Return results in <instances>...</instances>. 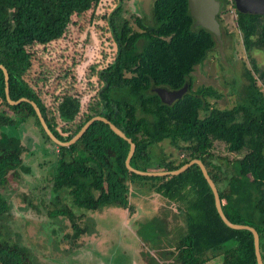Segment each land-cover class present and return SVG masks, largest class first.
<instances>
[{"label":"trees","instance_id":"16d2710c","mask_svg":"<svg viewBox=\"0 0 264 264\" xmlns=\"http://www.w3.org/2000/svg\"><path fill=\"white\" fill-rule=\"evenodd\" d=\"M103 1L0 0V64L10 74L11 98L35 101L50 129L64 141L91 118H108L135 142L131 165L140 170L151 171L157 157L156 171L203 160L218 185L227 217L258 230L264 260V86L260 83L264 69L252 57L254 50L264 51V15L237 11L240 43L250 63L245 60L246 81L237 89V103L219 108L210 101L222 97L218 89L193 88L195 67L219 42L210 30L195 28L188 0H154L150 15L136 8L134 25L122 14L123 0ZM223 1L224 9L217 15L220 24L230 3ZM186 84L188 92L173 104L164 103L155 90ZM5 87L0 69V186L7 183L11 171L28 170L22 158L26 146L17 133L21 123L32 118L57 150L55 192L73 194L80 207L92 211L116 205L134 212L128 195L138 183L167 202L174 201L181 212L185 222L179 242L181 264H208L218 258L221 264H258L253 233L224 223L197 164L176 176L134 173L126 166L130 143L101 120L75 144L59 146L45 132L33 105L28 101L11 105ZM202 111L206 114L200 117ZM212 136L236 154L226 165L228 169L232 164L233 173L215 161ZM165 141L183 154L179 162L163 151L155 154V147ZM59 213L71 218L73 240L87 232L88 228H79L69 207ZM9 218V202L0 192V264H35L28 248L4 236L2 228Z\"/></svg>","mask_w":264,"mask_h":264},{"label":"rangeland","instance_id":"374dc122","mask_svg":"<svg viewBox=\"0 0 264 264\" xmlns=\"http://www.w3.org/2000/svg\"><path fill=\"white\" fill-rule=\"evenodd\" d=\"M103 2H105L104 4L111 3L110 0H106ZM135 2L136 0H123V7H122V14L125 15V17H127L128 21L132 25H134L132 13L136 12ZM228 6L227 9L221 13V21H222L221 27H222V35L224 39L225 62H223L221 59V54L219 52L218 49L219 45H218L217 49L214 50L202 64H199L195 67V70L193 71L192 74L194 78V85H193L194 89L203 85H212L216 89H218L219 92L222 93V97L210 99L212 105L217 106L219 108H231L237 103L238 101L237 89H240V86L246 81L245 78L243 77L245 60L248 63H250V57L248 56V52L244 50L242 44L240 43L241 32L236 20L237 16H235V13H232L235 10V8L230 3ZM138 11L139 10H137V12ZM135 27L137 28L136 25ZM88 36L90 37L88 38L87 42L90 43L91 33ZM123 41L125 43L126 40L123 39ZM126 45H128L127 41H126ZM252 57H254L257 63L259 64V66L262 69H264V51L254 50L252 53ZM234 81H237V83H235ZM83 83L84 85L82 86H86V82ZM260 83L263 84L264 86L262 80H260ZM205 114L206 113L202 111L199 114V116L203 117L205 116ZM20 126L24 127L23 129L26 131L25 134H31L32 137L33 135L39 137L41 143L37 142L34 148H32L30 145H27L25 150V155H27V159H29L30 165L32 164V167H34L35 173L33 175L30 174V177H28L25 175L23 176V174L26 173L27 175V173L29 172L19 170L17 172V174L19 173V176L15 177L13 174H10L5 187L0 186V190H2L3 194L7 195L8 198H10L11 202L16 201L15 207L12 209L10 216L11 223H9L8 221L6 223L7 226L5 227L3 226L2 230L6 234L4 236L7 237L13 233L12 234L13 242H18V244L24 247H26L25 245H27L28 248L30 247V250L35 251L34 252L35 254L33 253L37 257V260L36 257L35 259L33 257L35 264H53L52 260L55 262V258L58 259L60 255L64 257L66 254L69 255V253L74 251L75 249H78L88 244L87 243V244H82V246H78L80 245L78 244L80 239H78V241L73 240L74 242L77 241V245L71 248V251L68 250L62 251V249L61 250L59 249L60 244H63L62 248L65 247V245L68 244L69 239H66L64 236L61 235L58 236L56 233L51 232L50 229H46L49 227L51 223L47 222L46 224H44L46 220H44L43 223V219L40 220L36 219V217L38 218L46 217L48 218V220H52V221L58 219V217L53 218L51 216V214H56V212H51L50 214L49 210L47 211V204H49L51 201H54V199L57 198L62 199L64 197L66 201L65 204L63 203L62 205H60V207H62L61 209L69 207L74 214L75 221L81 227H84V225L88 223L87 224L88 228L91 229L94 223L93 219H97V217L106 226L110 224L112 226L115 224L114 222H117L118 220H121L123 222L124 220H122L123 218L122 219L118 218V216H113V214L117 213L116 211H118L116 209L117 207L116 205H111V208L115 210L114 213H112L113 211L107 212L106 216L104 215L103 217L100 215L99 211L95 212L85 207L83 208L80 207L79 204L76 202L77 197L74 196L73 194L71 195L66 191H62V190L61 192H55L53 190L54 180H52V177L56 169L54 166H56L58 160L56 147L51 142L45 140L40 129L33 124L32 118L25 120L23 123H21ZM33 139L36 140L35 137ZM211 140L213 145V153H214L215 161H217V163L224 164L225 165L224 169L229 174L233 173L232 164L229 165L228 169L227 166L229 160L231 161L232 159L236 158V154L228 150V146L225 142L220 141L213 136L211 137ZM39 144L40 146L38 147ZM35 148L37 149L35 150ZM30 149H33V151H31ZM45 150H47V152L50 151V153H49V159L46 158V160L44 161L43 152ZM161 151L165 152L167 156H169V158L176 159L177 162H179L180 159L183 158V154L180 153L179 149L173 146L169 141L161 142L159 145L155 147V152H156L155 154H158ZM28 156H30L31 158ZM159 159H160L159 157L153 159L151 171L157 170L156 167ZM45 171H47L46 173L47 176L40 177L39 174ZM137 184L132 185L133 188L131 189V194L132 192H136V195L138 196L132 194L131 198L133 199L137 198V200L140 202L137 203V207H140L139 204H141L142 207L141 209H139V214L134 215V217L144 219L152 215L155 211L156 213L160 212L162 215L166 214L171 222L170 223L171 226L174 223H178V220L183 221L182 217H177L174 215L175 212L174 204L169 205L168 202L169 205L168 209L166 208L168 212L166 213L164 208L167 206V201L162 200L158 195H154L150 192H147V190H145L146 194H144L143 191H139V187L137 186ZM225 186L227 187L228 184L225 183ZM30 200H32L33 202L38 201L36 203L38 204V206H31V205L28 206ZM145 204L150 205L152 209H147V208L145 209L146 207ZM17 209L22 211V215L19 212H16ZM131 217L132 216L129 215L127 217V221L133 218ZM44 225L46 226V228L44 227ZM117 226H120V222H117ZM9 227H11L12 229H10ZM8 229H10L9 230L10 232L8 231ZM69 231H71V227L68 225L66 226L65 229L62 230V232H69ZM118 232L121 235V245H122L124 243L123 237L127 238L128 236L126 232L123 231L122 229H119ZM63 238L65 239L64 242L61 241V239ZM44 244L46 245V247L44 246ZM96 244H97V248L95 249L96 252L98 249L103 251L104 249L103 246L100 245L99 243ZM121 245L115 244L112 247L110 253L107 256H105V258L99 256L101 261L100 260L98 261L97 259V262L95 264H131L132 255L130 254L129 251H126L125 248H122ZM141 259L146 263V261L142 258V256ZM80 264H93L91 256L87 254L84 261L81 262ZM208 264H221V258L215 259L213 261H209Z\"/></svg>","mask_w":264,"mask_h":264},{"label":"water","instance_id":"95a60500","mask_svg":"<svg viewBox=\"0 0 264 264\" xmlns=\"http://www.w3.org/2000/svg\"><path fill=\"white\" fill-rule=\"evenodd\" d=\"M153 2L154 0H136L135 5L137 9L141 10L147 15H150ZM234 2H235L236 9L241 13L264 15V0H234ZM188 5L190 8V13L195 19V23H194L195 28H201V27L206 28L215 34L219 42V52L221 54V59L223 62H225L224 39L222 35L221 24L217 17L220 11L224 9V5H225L224 1L223 0H188ZM0 69L3 70L4 75H5V83H6L5 90H6L7 100L9 101V103L11 105H17L23 101L30 102L34 107L45 132L50 137V139L59 146L69 147L75 144L76 142L79 141V139H81L84 133L88 130V128L95 121L101 120L109 124L112 130L116 134L126 139L130 143V151L126 159V166L128 167L130 171L134 173H137L143 176H176V175H179L187 171L190 167L197 164L201 168L206 180L208 181L213 191L216 209L220 217L224 221V223L233 229L250 230L253 233L257 263L264 264L261 247H260V235H259L258 230L255 227L248 225V224L234 223L227 217L223 209L218 185L214 181L212 176L210 175L209 170L207 166L205 165V163L203 162V160L199 158H195L175 170L144 171V170L137 169L131 165V160L136 150L135 142L131 138H129L119 127H117L108 118L101 116V115L95 116L91 118L89 121H87L83 125V127L80 129V131L72 139L68 141L61 140L50 129L49 125L47 124L42 114V111L39 105L35 101L30 100L28 98H21L19 100H13L11 98L10 96V74L7 68L3 64H0ZM189 87L190 85L186 84L184 87L180 89H175V90H172L168 87H157L155 88V90L159 94V96L161 97L164 103L173 104L176 100L181 99L188 92ZM132 217H131L132 219H129L126 224L122 222L121 220H118L117 222H120V226H117V222H114L115 224L112 226L111 224L106 226L104 223L101 222V227L99 228L103 235L101 238L103 239L105 238L107 244L106 245L100 244V245L103 246L104 248L103 251L105 252L99 249L96 252L95 250L97 248L96 243H98L99 241L94 240V242H89L87 245L70 252L69 255H67L65 258L63 257L62 261L64 260V264H66V261L70 263L72 259H76V258L79 259V257H83L89 254L91 256L93 263L95 264L97 262V259L98 261L100 260L99 256H101L102 258H105V256H107L110 253L112 247L115 244L121 245V235L119 234L118 231L119 229H122L123 231L126 232L128 237L127 238L123 237L124 243L121 245V247L125 248L126 251H129L130 254L132 255L131 264H146L141 259V255L139 252L140 242H139V239L136 233V228L138 227V224H139L138 222H140L142 219L136 218L134 217V215ZM122 220H124V218Z\"/></svg>","mask_w":264,"mask_h":264},{"label":"flooded vegetation","instance_id":"af4514ba","mask_svg":"<svg viewBox=\"0 0 264 264\" xmlns=\"http://www.w3.org/2000/svg\"><path fill=\"white\" fill-rule=\"evenodd\" d=\"M54 176V175H53ZM53 180V177H52ZM138 185V184H137ZM139 186V185H138ZM133 188V187H131ZM53 189H54V181H53ZM145 190H147V192H150L154 195H158L157 192L153 191L152 189L148 188V187H142L139 186V191H143L144 194ZM142 193V194H143ZM132 194L136 195V192H132ZM132 194L129 193V200L131 202V204L134 206V212H132L129 209H126L122 206H117L116 209L118 211H116L117 213H114V209L111 208V205L109 206H102V207H98L96 211H99L100 214L104 217V215L106 216L107 212H112L114 213L113 216H118V218H124V223H127V217L129 215L133 216L136 214H139V209H141L142 205L139 204L140 207H137V203H140L137 198L133 199L131 198ZM162 200H167L162 198L160 195H158ZM67 197V196H66ZM32 198V197H31ZM68 198V197H67ZM64 197L62 199H54V201H51L49 204H47V211L49 210V213L51 214V212H56V211H60L62 207H60V205H62L63 203L65 204V199ZM57 200V201H56ZM168 201V200H167ZM38 202V201H37ZM37 202H33L32 200L29 201V205L28 206H38V204H36ZM74 202V201H73ZM174 201L169 200V205H172ZM71 203V201H70ZM175 204V203H174ZM180 204V203H178ZM168 202H167V206L164 208V210L166 211V213L168 212V210H166V208L168 209ZM145 209H152V207L150 205L145 204ZM60 207V208H58ZM57 208V209H56ZM174 215L177 217H182V215L180 214L181 212L177 210L176 208V204L174 207ZM128 212V213H126ZM131 213V214H130ZM161 213L159 212H155L142 219L140 222H138V227L136 228V233L140 242V254L142 256V258L146 261L147 264H181V262L179 261L178 257H179V242L180 239L183 237V235H185L183 229L185 226V222L178 220V223H174L172 226L170 225V220L168 218V216L166 214L164 215H160ZM11 216V214H10ZM51 216L54 217H63L67 215L59 213V214H51ZM50 218V217H49ZM69 218V217H68ZM70 219V218H69ZM9 223L10 222V218H9ZM93 226L92 228H88V223L84 225V228H88L87 232L82 234L81 237H79L80 241L78 242V246H82V244H86L88 239L91 240H97L99 241V244H104L106 245V240L105 238H101L102 232L100 231V224L96 219H93ZM169 224V225H168ZM53 224L51 223L49 225L48 228H46V226L44 225V227L46 229H50L51 232L56 233L58 236H60V233L58 234V230L56 228V226H52ZM87 225V226H86ZM73 229L75 231V226L74 224L72 225ZM80 228H83L81 226H79ZM10 229H12L11 227H9ZM181 229L182 232H179L178 230ZM13 234V233H12ZM10 234V238L13 241V235ZM74 234V233H73ZM72 234V235H73ZM70 234H68L69 237H67L66 239H70L68 240V244H66V250L71 251V248H73L77 241H73L72 236ZM63 236H67V235H63ZM109 236V235H108ZM50 239V238H48ZM84 241V242H82ZM82 242V243H81ZM27 248L28 246L25 245ZM44 246L46 247V245L44 244ZM76 246V245H75ZM33 247V246H32ZM48 247V246H47ZM52 248V247H49ZM30 250V247L28 248ZM35 249V248H33ZM30 252H32V256L35 258L36 255H34L35 251L30 250ZM34 253V254H33ZM37 260V257H36ZM94 264V263H93Z\"/></svg>","mask_w":264,"mask_h":264},{"label":"crops","instance_id":"0c3cea01","mask_svg":"<svg viewBox=\"0 0 264 264\" xmlns=\"http://www.w3.org/2000/svg\"><path fill=\"white\" fill-rule=\"evenodd\" d=\"M24 127L23 126H19V130H18V135H20V137H21V139H22V142H23V144L25 145V146H27V145H30L32 148H34V146L37 144V142H39V143H41L40 142V139H39V137H37V136H35V135H33V137H32V135L31 134H25L26 133V131L23 129ZM36 138V140L35 139H33V138ZM38 140V141H37ZM40 146V144L38 145V147ZM37 147V148H38ZM37 148H35V150L37 149ZM28 149V148H27ZM31 151H33V149H30ZM49 153H50V151H48L47 152V150H45L44 152H43V158H44V161L46 160V158L47 159H49ZM31 154V153H30ZM28 157H30V156H28ZM22 158H23V165L26 167V168H28V170L26 171L25 170V172H29V173H27V175H26V173L25 174H23V176L25 175V176H28V177H30V174L31 175H33L35 172V169H34V167H32V164L30 165V161H29V159H27V155H25V152L23 153V155H22ZM31 158V157H30ZM41 159V158H40ZM19 170H16V171H11L9 174H8V176H7V181H8V179H9V176H10V174H13L15 177H17V176H19V173L17 174V172H18ZM46 173H47V171H45V172H42V173H40L39 174V176L40 177H42V176H47L46 175ZM5 185L6 184H4L3 186L5 187ZM0 192L3 194V191L2 190H0ZM3 196H5V198H6V200L9 202V206H10V214H11V212H12V209L15 207V202L16 201H14V202H11V200H10V198H8V196L7 195H5V194H3ZM16 212H19L21 215H22V211H20V210H16ZM101 215V214H100ZM110 215V214H109ZM102 216V215H101ZM111 216V215H110ZM109 216V217H110ZM29 218H31V217H29ZM108 218V217H107ZM36 219L37 220H40V219H43V223H44V220H46L45 221V223L44 224H46L47 222L48 223H52L54 226H56V228H57V230H58V234L60 233V235L61 236H63V235H67L68 236V234H70V235H72L73 233H74V229H72V225H73V222H72V220H71V218L70 219H68L67 217H59L58 219H56L55 221H52V220H48V218H46V217H44V218H38V217H36ZM97 219H98V217H97ZM96 219V220H97ZM98 222H99V224L101 225V222L102 221H100L99 219L97 220ZM52 225V226H53ZM70 226L71 227V231H69V232H62V230L63 229H65L66 228V226ZM63 226H64V228H63ZM101 227V226H100ZM65 237V236H64ZM71 237V236H70ZM70 240V239H69ZM61 241L62 242H64L65 241V239L63 238V239H61ZM89 242H94L93 240H91V239H88V241H87V243H89ZM86 243V244H87ZM62 246H63V244H60V250L62 249V251H65L66 250V247L67 246H65V247H63L62 248ZM56 247H58V246H56ZM31 255H32V252H31ZM67 256V254L64 256V258ZM85 257L86 256H83V257H79V259L78 258H76V259H72V261L69 263V262H67L66 261V264H80L81 262H83L84 261V259H85ZM52 259V258H51ZM62 259H63V257L60 255V257L57 259V258H55V262L52 260V263L53 264H64V260L62 261Z\"/></svg>","mask_w":264,"mask_h":264},{"label":"built area","instance_id":"2783aa9c","mask_svg":"<svg viewBox=\"0 0 264 264\" xmlns=\"http://www.w3.org/2000/svg\"><path fill=\"white\" fill-rule=\"evenodd\" d=\"M233 2H234V0H230V4L231 5H233ZM229 7V6H228ZM235 8V7H234ZM232 13H235V16H237V10H236V8H235V10L232 12Z\"/></svg>","mask_w":264,"mask_h":264},{"label":"clouds","instance_id":"9594fccd","mask_svg":"<svg viewBox=\"0 0 264 264\" xmlns=\"http://www.w3.org/2000/svg\"><path fill=\"white\" fill-rule=\"evenodd\" d=\"M236 8V7H235ZM237 10V9H236ZM238 11V10H237Z\"/></svg>","mask_w":264,"mask_h":264}]
</instances>
